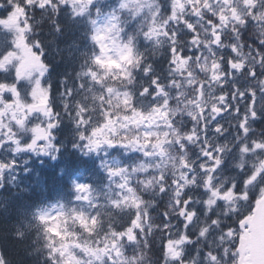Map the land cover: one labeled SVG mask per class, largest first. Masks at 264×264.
<instances>
[{"label": "snow or ice", "instance_id": "6c2138e0", "mask_svg": "<svg viewBox=\"0 0 264 264\" xmlns=\"http://www.w3.org/2000/svg\"><path fill=\"white\" fill-rule=\"evenodd\" d=\"M0 264H264V0H0Z\"/></svg>", "mask_w": 264, "mask_h": 264}]
</instances>
